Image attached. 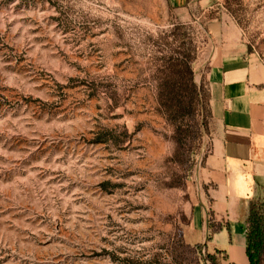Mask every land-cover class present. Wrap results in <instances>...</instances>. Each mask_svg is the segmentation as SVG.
Masks as SVG:
<instances>
[{
  "label": "rangeland",
  "instance_id": "obj_1",
  "mask_svg": "<svg viewBox=\"0 0 264 264\" xmlns=\"http://www.w3.org/2000/svg\"><path fill=\"white\" fill-rule=\"evenodd\" d=\"M214 19L264 62V0H0V264H176L171 243L198 241L210 122L178 134L149 68L153 40L191 25L200 86Z\"/></svg>",
  "mask_w": 264,
  "mask_h": 264
},
{
  "label": "crops",
  "instance_id": "obj_2",
  "mask_svg": "<svg viewBox=\"0 0 264 264\" xmlns=\"http://www.w3.org/2000/svg\"><path fill=\"white\" fill-rule=\"evenodd\" d=\"M188 11L194 0H170ZM203 78L209 90L211 145L198 172L202 198L187 229L217 264H250V205L264 195V62L233 22L211 20Z\"/></svg>",
  "mask_w": 264,
  "mask_h": 264
},
{
  "label": "trees",
  "instance_id": "obj_3",
  "mask_svg": "<svg viewBox=\"0 0 264 264\" xmlns=\"http://www.w3.org/2000/svg\"><path fill=\"white\" fill-rule=\"evenodd\" d=\"M153 42L155 56L151 59L149 69L152 75L149 80L156 83V110L178 134H195L200 127V109L204 111L205 126L211 120V112L205 80L202 79L200 86L195 82L193 65L197 58V46L193 27L174 24L170 31L159 35ZM249 52L252 50L249 49ZM247 239L250 264H259L258 257L264 250V213L257 211L254 202L248 214ZM202 249L201 245L193 246L184 239H177L171 243L169 252L176 264L185 262L186 253L195 257V264H202L199 258ZM205 256L217 264L215 255L205 251Z\"/></svg>",
  "mask_w": 264,
  "mask_h": 264
},
{
  "label": "built area",
  "instance_id": "obj_4",
  "mask_svg": "<svg viewBox=\"0 0 264 264\" xmlns=\"http://www.w3.org/2000/svg\"><path fill=\"white\" fill-rule=\"evenodd\" d=\"M203 253L205 254V250L203 251Z\"/></svg>",
  "mask_w": 264,
  "mask_h": 264
}]
</instances>
